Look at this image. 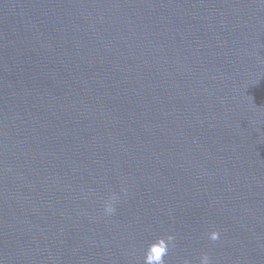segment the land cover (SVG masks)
<instances>
[{"label":"water","instance_id":"water-1","mask_svg":"<svg viewBox=\"0 0 264 264\" xmlns=\"http://www.w3.org/2000/svg\"><path fill=\"white\" fill-rule=\"evenodd\" d=\"M168 235L164 264H264V0H0V264Z\"/></svg>","mask_w":264,"mask_h":264},{"label":"clouds","instance_id":"clouds-1","mask_svg":"<svg viewBox=\"0 0 264 264\" xmlns=\"http://www.w3.org/2000/svg\"><path fill=\"white\" fill-rule=\"evenodd\" d=\"M122 191L126 192L127 189L124 188ZM120 196L116 193L110 194L103 204V210L105 215H112L116 212V204L119 202ZM209 238L212 241H217L220 239V232L218 230H213L209 233ZM174 240V237L171 235L158 237L155 240L151 247H157L158 251L155 255H152L151 252L147 253V262L146 264H164V257L169 251L170 242ZM184 264H190V261H185ZM200 264H211V259L208 254H204L201 257Z\"/></svg>","mask_w":264,"mask_h":264}]
</instances>
